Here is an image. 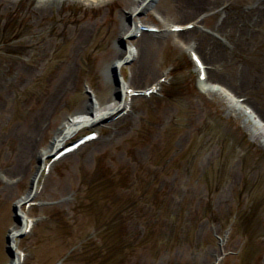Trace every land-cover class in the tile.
I'll list each match as a JSON object with an SVG mask.
<instances>
[{
    "label": "rangeland",
    "instance_id": "rangeland-1",
    "mask_svg": "<svg viewBox=\"0 0 264 264\" xmlns=\"http://www.w3.org/2000/svg\"><path fill=\"white\" fill-rule=\"evenodd\" d=\"M126 1H56L42 14L38 0L0 6V264L14 261V208L32 188L37 205L20 209L33 227L12 251L20 264H264V138L223 91L202 89L191 58L264 121V25L238 11L250 0H156L132 17ZM129 23L159 32L124 43ZM189 23L178 43L167 27ZM229 26L232 44L248 38L243 50L225 41ZM121 42L143 56L124 61L123 82L142 92L164 79L160 91L78 129L63 145L100 137L44 172L63 124L116 97L107 74Z\"/></svg>",
    "mask_w": 264,
    "mask_h": 264
},
{
    "label": "bare ground",
    "instance_id": "bare-ground-1",
    "mask_svg": "<svg viewBox=\"0 0 264 264\" xmlns=\"http://www.w3.org/2000/svg\"><path fill=\"white\" fill-rule=\"evenodd\" d=\"M21 0H0V6L1 4H5L7 5H17ZM56 1H60L63 2L64 0H38L36 8H34L35 10H37L39 13H44L45 10L51 6L52 4H54ZM83 2L86 3L88 6L89 5H99V3H103L106 4L108 3L109 0H77V2ZM156 0H127L125 3V8L128 7V5H130L131 9L129 10V14L132 16H135L138 12H144L148 9V7H150V5ZM252 6L251 8L247 7V10L244 11L246 6ZM230 7L227 6L226 7V18L225 20H227V18H229L228 16L231 15L230 11ZM239 12H242L244 14V16H252L256 19V21H258L261 25H264V0H250V2L245 3L243 5H241L238 8ZM232 10V9H231ZM227 22L224 21L222 27L223 29L226 28L227 26L225 25ZM190 24V23H189ZM187 26V25H186ZM175 26H168L167 28H172ZM222 29V30H223ZM225 29V30H226ZM195 29L193 30H188V31H183L181 33H178L177 35H179L178 37V43L182 42L184 43L185 41H187L191 36H192V32H194ZM139 33V27L137 24H132L129 23L128 26L122 24L120 26V30H119V37L121 41H125L127 39H130V35L131 33ZM226 37H225V41L229 42V45L234 46V47H241L242 50L245 47V43L247 42L248 38H238L237 42H234V44H232L231 42V37L230 36H237V34L239 33L238 29L235 28H230L229 26V30L225 31ZM143 34V33H142ZM140 34V35H142ZM81 35H84L83 33H81ZM228 35V36H227ZM154 33H144V37L145 40H142L143 44H146L147 41H149V39L153 38ZM231 38V39H230ZM215 45L218 46L220 45L219 40L215 41ZM120 50H118L117 52V59L116 61L111 65L110 68V74H107V77L110 78L109 80L113 79L114 84L117 86L115 92V98L113 99V101L104 106V107H99L95 104H90L87 105L84 109V113L78 115V116H74L71 117L70 119H68L66 121L65 124H63V126L61 127L60 131L58 132L57 136L55 137L53 144L51 146V150L55 151L57 146L62 145L63 142H65L67 139H69L75 132H77L78 129L84 127V126H90L92 124H95L97 122H101L104 119L110 117V115L112 113H114V111H116L118 108L121 107V98L123 97V90L128 91L129 88L127 86L126 83L123 82L121 76H120V72L122 69V66H120L122 63H124V61L128 58H138L139 57V63L141 62L143 56L140 54L139 56V52L137 51L136 48L133 47H126L123 42H121L120 45ZM140 71V70H139ZM206 72V79L204 81H200V84L202 85V89H204V91H206L207 94H214L216 92H220L223 91L227 98L229 100H231L230 106L227 108L228 110H230L231 112H235L237 114V116L240 118L241 116H243L246 119V125H249L252 129L251 131V136L253 138H255L257 141L259 139H263L264 138V121L263 118L261 116H257V114L251 110V109H247L245 107L244 104H242L241 102H235L234 100V96L232 95L231 92H228L227 90H225L224 88H222V86H218V85H214L212 83L209 84L210 79L214 77L213 72H208V71H204ZM233 98V100H232ZM127 99L124 100V102L126 103ZM243 111V112H242ZM253 124V125H252ZM260 146L263 145L264 146V140L259 143ZM51 152V153H52ZM47 156V153H42L40 154V159L45 158ZM37 176L38 173L35 175L34 180H33V184L36 182L37 180ZM33 191L31 190L25 197H23L21 200H19L16 204V206L18 208L21 207V203L32 199L33 197ZM210 204V202H208ZM18 218H17V223L19 225L18 228H15L14 230H12L11 233H14L16 230L21 229L22 225L24 226L25 224V217H23V214L18 213ZM27 226V225H26ZM25 226V227H26ZM17 232V231H16ZM12 235V234H11ZM15 235V234H14ZM11 241H14V237L11 236ZM19 259V258H18ZM10 264H16V261H12Z\"/></svg>",
    "mask_w": 264,
    "mask_h": 264
},
{
    "label": "water",
    "instance_id": "water-1",
    "mask_svg": "<svg viewBox=\"0 0 264 264\" xmlns=\"http://www.w3.org/2000/svg\"><path fill=\"white\" fill-rule=\"evenodd\" d=\"M51 157H54V154H52ZM24 203H27V202H24ZM14 213H15V215H16V219H17V218H18V215H17V214L20 213L19 210H18V207H17V206L14 208ZM22 226H23V225H22ZM16 236H18L19 238H21V237L23 236V234H22L21 232H19V233H17ZM8 244H9V251H10V254H11L13 260L16 261V254H15L14 252H12L13 249H14V247H13L14 244H13V242L11 241V237H10V236L8 237ZM16 264H17V263H16Z\"/></svg>",
    "mask_w": 264,
    "mask_h": 264
},
{
    "label": "trees",
    "instance_id": "trees-1",
    "mask_svg": "<svg viewBox=\"0 0 264 264\" xmlns=\"http://www.w3.org/2000/svg\"><path fill=\"white\" fill-rule=\"evenodd\" d=\"M253 220H254V219H252L251 217L248 218V216H247V218H246V220H245V225L251 223Z\"/></svg>",
    "mask_w": 264,
    "mask_h": 264
}]
</instances>
